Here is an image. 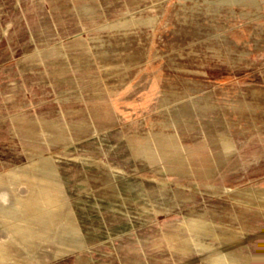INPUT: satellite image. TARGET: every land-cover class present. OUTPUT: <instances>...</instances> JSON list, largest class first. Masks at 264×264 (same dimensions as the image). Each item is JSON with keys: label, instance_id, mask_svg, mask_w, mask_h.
<instances>
[{"label": "rangeland", "instance_id": "374dc122", "mask_svg": "<svg viewBox=\"0 0 264 264\" xmlns=\"http://www.w3.org/2000/svg\"><path fill=\"white\" fill-rule=\"evenodd\" d=\"M81 1L15 2L17 34L4 37L45 49L0 53V264H101L96 257L123 251L131 264H264V223L254 213L264 207V0ZM75 71L131 92L117 96L119 124L150 119L148 142L159 130L163 156L177 159L158 158L148 143L145 161L107 168L112 178L63 197L67 227L55 205L44 222L24 224L32 213L19 214L12 173L101 135L79 142V133L57 130L58 93L74 92ZM42 113L56 123L46 124L49 150L37 151ZM90 198L103 208L75 210ZM156 202L163 208L148 211Z\"/></svg>", "mask_w": 264, "mask_h": 264}, {"label": "crops", "instance_id": "0c3cea01", "mask_svg": "<svg viewBox=\"0 0 264 264\" xmlns=\"http://www.w3.org/2000/svg\"><path fill=\"white\" fill-rule=\"evenodd\" d=\"M2 2L3 1L0 0V53L18 51L37 52L45 49L38 48L39 45L36 47L34 44L20 45L17 42H12L14 38L11 39L10 43L5 42L6 39L4 41V37L9 35L14 36L17 34V25L14 24V22L16 19H19L17 15L19 10L16 9L17 6L15 4L17 2L20 4L25 2H21V0H5L4 2L6 4H11L10 9L9 6H7L6 13L3 12ZM82 3L83 1L80 2V4ZM30 13H33L32 8L24 9L23 14H20H22L25 18L26 16H29ZM138 23L141 24V21H138ZM3 60L4 58L0 54V62L2 63ZM71 76L73 78V82L71 81V83L75 84V90L73 93L67 92L64 94L67 89H63L60 93H58V95L63 94L58 97L55 96V93H53L55 98L57 97L60 100L58 106H64L63 108H59V110L54 113V115L61 117L60 120H63L61 124H58L62 128L58 126L57 130L61 131L62 129H65L66 131L79 133L80 135H77V137L80 136L79 142L84 141V137L92 138L95 133H100L101 135L95 140L91 139L85 141L80 147L82 149H72L75 154H72V152H66L65 154L58 155L56 157H47L43 155L34 156L26 161V167H23L22 169L16 168V170H18L12 173L9 180H11L10 183L13 186L14 192L12 194L16 196L15 200H23L22 202H19L18 212L21 216L23 215V211L28 214L32 213L31 215L25 216L24 220L21 221L24 224H40L44 222V220H46V218L52 213L53 210L51 209L54 208L55 205L59 212L57 220L60 223V226L67 227V224H69L68 221L73 222V219H71L70 216L68 217L65 205L66 202L63 197L66 195H72L73 193L74 195H78V193H82V190L84 189L85 192L92 191L91 188L95 184H99V181L106 180L111 177V173L106 170L107 168H112V170L116 172H123L121 170L119 171L113 169V167H115L114 165H126V163H130L131 159H138L139 161L144 159L145 161L146 156H144V154L148 150V143L151 148L155 149L158 158H164L165 160L177 159L175 156L169 158L163 156V154L167 151L164 150V142L162 141L164 138L163 135L161 134L162 136H160V138L156 135V133L159 134V130L156 129V132L153 134L154 136L151 134L149 140L150 142H148V138L144 135V132L148 126L147 122L152 123L150 119L146 120L145 118H142L132 121L129 124H119L121 116H123L125 112H120L118 109L120 106H118L117 102L120 98L118 99L117 96L126 93L131 94V92H127L124 89L119 91L118 89L111 88V81H108L109 77L103 81V77L101 78L93 76L92 74L77 73L76 71ZM43 97L46 99L45 95H43ZM34 98L38 99L40 98V95H36ZM39 116L43 118L37 117V119H34L35 123L33 124V130H40L42 132V139L40 143L34 145V148H36L37 151H43V149L45 151V149L49 150V146L51 144V140H49L50 138H47L44 135V133L49 130L48 126L46 127V124L49 125L56 122L52 119L47 120V113H42ZM68 117L69 120L66 121L65 119ZM70 123L74 124V126L71 127ZM150 125L151 124H149V126ZM27 130H30V127H27ZM87 133L93 134L88 137ZM54 163L60 164V168L57 167V169L54 170L52 166ZM72 164H74L73 170L70 167ZM100 190H102V188L98 189L99 194L102 195L101 193H104V191L102 192ZM81 204L82 205L79 203V205L74 206L76 211L81 212L80 210L90 207L89 205L92 204V199L90 204ZM157 205L159 204L156 202L154 208L151 207L148 211L152 212L153 210H156ZM101 207L102 206L99 207V205H91L90 211L94 210L97 212L100 210L97 208ZM46 208L47 210L44 211ZM159 208L162 209L163 205L160 204ZM143 210L145 211L146 209ZM255 210L256 211H254V213H260L261 221L264 223V207L260 205V207ZM62 211L66 212V214L64 213L65 215L60 217V213ZM67 219L70 220L67 221ZM252 221L254 220L252 219ZM263 229L264 224H262V230ZM21 230H23L22 227L13 228V231ZM45 232V228L43 227L41 230V236ZM23 235L26 236V238H23L22 241L27 242V234L24 233ZM162 237L167 240L166 242H168L169 238H171L170 240L172 244L174 236L170 235L166 237L165 235ZM45 239L46 238L43 237V239L38 243H42L41 245L45 244ZM110 243L114 246V248H112L113 250H116V247L118 248L119 246L117 242L115 244L112 242ZM35 249L36 248H34L33 252H35ZM121 254L124 257L123 259H116L114 255L111 258H107V260L105 259L106 257H101V260L96 257V260L101 264H104L106 261L108 264H131V262L128 263V261H131L134 257L129 256V252L126 251L121 252ZM138 256L140 257V254ZM135 259L137 260L138 257H135ZM216 259H219V264H223V260L220 258ZM136 260L134 261V264L141 263H137Z\"/></svg>", "mask_w": 264, "mask_h": 264}]
</instances>
